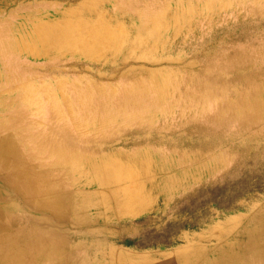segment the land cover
<instances>
[{"label": "rangeland", "instance_id": "374dc122", "mask_svg": "<svg viewBox=\"0 0 264 264\" xmlns=\"http://www.w3.org/2000/svg\"><path fill=\"white\" fill-rule=\"evenodd\" d=\"M135 1L129 20L105 24L111 31L104 39L111 49L140 39L163 45L153 62L119 55L102 68L0 53V142L11 140L32 177L78 195L59 220L34 204L42 194H26L15 175L2 185L0 163V251L37 235L41 246L64 252L35 263L32 253L30 264H112V250L119 264H161L192 246L215 264L229 245L239 259L222 262L241 264L248 242L264 234V0ZM37 3L56 11L67 0ZM177 11L190 18L172 27ZM27 82L31 105L15 97ZM42 88L57 97L62 117L52 114ZM93 90L105 97L88 105L84 96ZM96 161L112 164L106 180ZM120 174L121 186L114 184ZM124 187L142 196H122Z\"/></svg>", "mask_w": 264, "mask_h": 264}, {"label": "bare ground", "instance_id": "6f19581e", "mask_svg": "<svg viewBox=\"0 0 264 264\" xmlns=\"http://www.w3.org/2000/svg\"><path fill=\"white\" fill-rule=\"evenodd\" d=\"M22 1L23 0H0V53H12L13 55H20L32 60H62L65 58H74L104 68L113 66L114 62L119 58V55H124V59L128 60L138 59L153 62L155 61L154 55L158 52H163V45L159 49L157 47L159 45H148V40L142 41L141 39L136 40L134 43H132V41V44L125 43L123 48L117 45L114 49L108 47V43H106L104 38L107 37V34L110 33L111 30L105 27V24L125 23L129 20L128 14L132 11L131 9L137 8L135 7V0H127L128 4H125V7L115 3L117 2L116 0H67V5H64L60 10L56 11H51V4L37 5L38 0H27L29 2L33 1L31 5L27 6H23L24 4H22ZM179 1L180 0H177L178 5L182 4V2ZM48 10L51 12H48ZM188 18L190 17L186 14L177 11L170 15L168 21L172 27H174L177 26L178 21ZM150 35H153V31L150 32ZM145 44L149 47L143 50ZM30 85L32 84L29 82L24 83L20 86V89H18V94H16V96L15 94L10 95L17 98L19 97L18 99L24 105H31L35 102V98L31 95L32 91ZM55 85L56 88L60 90L59 88L62 84L55 83ZM49 91V88H42L39 90V93L51 102L52 114L55 115L56 118H60L62 114L59 113L54 106L58 105L57 102L59 100ZM103 97H105V93L99 90H93L89 91L84 96V100H86L89 105V101H98V99H103ZM107 98H114V92H111ZM1 108L3 109V107ZM10 144V139L0 142V163H2V161L5 162L8 157L9 160H11V165L18 162V159L15 157L17 153ZM93 165L99 169L105 170H103L102 173L99 172L98 178H101L100 180H106L107 178L105 176L111 169L112 164L105 161H96ZM117 171L119 172L121 170L118 168ZM116 178V183L114 184L119 185L120 183L121 186L126 176L122 175L121 177L120 174L117 175ZM14 181H17L18 186L23 191L25 190L28 195L30 193L33 195L42 194V196L34 201V204L40 209L46 208V210L53 213L59 220L65 219L68 216V212H70V203L74 202L78 197L76 193H69L65 187L58 191L52 189L44 175H36V178H34L28 170L17 175ZM40 181L46 184L45 190L42 192L37 188ZM85 182L94 184V180L90 181V179L87 178ZM120 186H118L119 189ZM135 186L136 185H133L131 187ZM55 188L59 189V187ZM121 194L122 196L128 195L129 197L137 198L142 196V191H139L137 188L124 187L121 190ZM104 196H107V192H104ZM123 206L125 205L123 204ZM13 211L16 210L11 207L7 209L9 213L13 214ZM227 226L232 227L233 224L229 222ZM219 231L220 230L214 231L209 237L217 238L220 233ZM26 238L29 240V243L14 247L7 253H5V251H0V264H4V262L10 260H16L15 263L17 264H30L29 255L32 253L35 255V259L33 258L32 261L34 263L40 258L42 260H49L53 255H56V258H60L63 255L64 251L61 247L62 245H59L58 250H53L54 248L50 246H45L43 244L41 246V243L37 241V235H28ZM197 249L199 248L194 246L189 247L187 250L171 255V258L166 259L165 262L161 264H205L207 259H204L203 250ZM247 251L250 261L246 260V262L245 259L242 258L240 262H245L241 264H264V234H255L248 242ZM115 255V251L112 250L110 252L112 264H119L118 260L115 259ZM120 256L121 261L129 259L125 257V260H123L124 257L122 254ZM226 257L233 259L236 257L239 259V256L235 254L234 248L228 245L225 249L219 250L215 258V264H224L222 259Z\"/></svg>", "mask_w": 264, "mask_h": 264}, {"label": "crops", "instance_id": "0c3cea01", "mask_svg": "<svg viewBox=\"0 0 264 264\" xmlns=\"http://www.w3.org/2000/svg\"><path fill=\"white\" fill-rule=\"evenodd\" d=\"M10 162H11V160H9V157L6 158L5 162L2 161L5 168H3V171H2L1 181H3L2 185H4V186H7V185L10 186L11 181L14 180V175L17 176V175L23 173L24 171H26V168L24 167V165L23 166L21 165L19 159H18V162L16 164L13 163L11 165ZM7 165L10 166V172L12 173L9 176H5V172H7ZM12 184H14V182H12Z\"/></svg>", "mask_w": 264, "mask_h": 264}]
</instances>
